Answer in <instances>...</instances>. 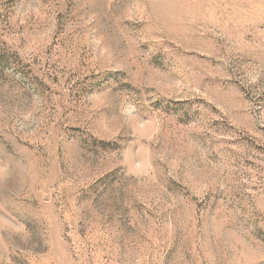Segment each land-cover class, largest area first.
I'll use <instances>...</instances> for the list:
<instances>
[{"label":"rangeland","instance_id":"1","mask_svg":"<svg viewBox=\"0 0 264 264\" xmlns=\"http://www.w3.org/2000/svg\"><path fill=\"white\" fill-rule=\"evenodd\" d=\"M0 264H264V0H0Z\"/></svg>","mask_w":264,"mask_h":264}]
</instances>
